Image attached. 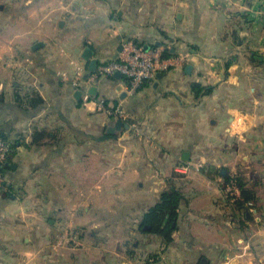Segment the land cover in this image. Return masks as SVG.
<instances>
[{
    "label": "crops",
    "instance_id": "0c3cea01",
    "mask_svg": "<svg viewBox=\"0 0 264 264\" xmlns=\"http://www.w3.org/2000/svg\"><path fill=\"white\" fill-rule=\"evenodd\" d=\"M127 39L186 61L131 93L98 77L92 95L120 119L82 105L71 80L73 62L88 72L84 49L97 68ZM193 82L211 91L197 98ZM1 136L16 142L0 264H264V0H0ZM181 163L192 169L178 176ZM232 174L252 207L225 200ZM169 186L181 200L166 243L140 223Z\"/></svg>",
    "mask_w": 264,
    "mask_h": 264
},
{
    "label": "built area",
    "instance_id": "2783aa9c",
    "mask_svg": "<svg viewBox=\"0 0 264 264\" xmlns=\"http://www.w3.org/2000/svg\"><path fill=\"white\" fill-rule=\"evenodd\" d=\"M170 45L159 46H145L135 43L132 39H127L122 43V49L118 56L110 61L100 64L96 70L89 73L87 78H83L85 74V68L80 63L73 62L74 71L71 80L72 87L81 93L80 101L82 105L94 102L97 109L105 111L113 117L124 119L126 117L124 111L120 108L119 104L107 103L104 98L93 96L89 89L100 76L114 75L119 73L125 77L128 81V92H134L143 82L150 81L155 78L156 74L164 71H168L178 64L186 61V55H164V50L169 49ZM63 78L66 75L63 73ZM133 130L139 132V126H132ZM10 145L7 141H4L0 137V186L4 182V173L1 171L3 164L5 163L6 156L9 152ZM198 167L201 164L197 165ZM189 166L178 165L176 166L177 172H185ZM226 195L240 196V192L237 186L225 184L224 187ZM248 205L252 207V203L248 202ZM67 243L76 242L73 235H66Z\"/></svg>",
    "mask_w": 264,
    "mask_h": 264
},
{
    "label": "trees",
    "instance_id": "16d2710c",
    "mask_svg": "<svg viewBox=\"0 0 264 264\" xmlns=\"http://www.w3.org/2000/svg\"><path fill=\"white\" fill-rule=\"evenodd\" d=\"M164 55H171L170 50L165 49ZM126 82H128L127 79ZM190 87L197 98L202 95L208 94L211 91V87H205L195 82L191 83ZM41 103V97L36 93H32L30 98L27 100V104H29V106L31 107L39 106ZM36 135L37 133L34 135V140L36 138ZM1 139L7 141L10 145L9 152L6 156L7 160L13 152V149L15 148L16 141H10L5 136H1ZM3 167L4 164L1 168L2 172H4ZM224 181L226 183L234 182L240 189V199H235L234 202L236 206L243 208L244 206H247L248 202H253L255 193L251 189L246 187V184L238 177L230 178L227 176L224 178ZM180 200L181 194L174 186H169L166 190H163L160 193L157 202L152 207H150L142 216L140 223L141 230L159 235L166 243H169L172 240V232L176 228Z\"/></svg>",
    "mask_w": 264,
    "mask_h": 264
},
{
    "label": "water",
    "instance_id": "95a60500",
    "mask_svg": "<svg viewBox=\"0 0 264 264\" xmlns=\"http://www.w3.org/2000/svg\"><path fill=\"white\" fill-rule=\"evenodd\" d=\"M42 45H43V43H41V42H36V43L33 45L32 49H33V50H34V49H37V48L41 47ZM147 47H148V46H145V48H147ZM81 56H82V58H84V59H86V60H90L89 67H88V72L85 73L84 76H83V78L85 79V78H87V76H88L89 73H92V72H94V71L96 70V60H95V59H91L92 51H91L90 49H88V48H86V49H84V50L82 51ZM187 67H188V66H187ZM114 76H116V77H120V74H119V73H114ZM89 92H90L91 94H95V93H96V87L92 86V87L89 89ZM80 95H81V93H80L79 91H76V93H75V97H76L77 99H80ZM113 126H114L116 129L120 128V126H121V121H120L119 119H116V120H115V123H114ZM186 155H187L186 153H183V154H182V158H183V159H186V158H187Z\"/></svg>",
    "mask_w": 264,
    "mask_h": 264
},
{
    "label": "rangeland",
    "instance_id": "374dc122",
    "mask_svg": "<svg viewBox=\"0 0 264 264\" xmlns=\"http://www.w3.org/2000/svg\"><path fill=\"white\" fill-rule=\"evenodd\" d=\"M51 3H55L54 1H52ZM79 4V3H78ZM86 4V3H85ZM85 4H83V5H85ZM166 44V43H165ZM179 165H186L187 166V164L186 163H181V164H179ZM198 165V164H197ZM177 166V165H176ZM188 166H189V168L188 169H186L185 170V172H177V174H178V176H183V175H186L187 173H188V171H190V169H192V168H190L191 167V165H189L188 164ZM193 166V165H192ZM196 167H198V166H196ZM196 170H199V169H201V167L199 166L198 168H195ZM228 177H232V178H234V177H238L240 180H244L245 181V178L243 177V176H241V175H235V174H232V175H228ZM219 182H221V184H220V187H221V192H222V194H223V196L225 197V200L226 201H231V202H235V199H240V196L238 197V196H235V195H226L227 193H225V190H224V187H225V184H226V182L224 181V179H222V178H219V180H218ZM243 181V182H244ZM245 184L247 183L246 181L244 182ZM228 184H230V185H235V186H237L238 187V185L236 184V183H234V182H230V183H228ZM238 189H239V187H238ZM239 192H240V189H239ZM245 207V206H244ZM247 207H251L250 205H248L247 204ZM69 235H71L70 233L68 234V236ZM73 235V234H72ZM65 244H67V245H69V244H72V243H65Z\"/></svg>",
    "mask_w": 264,
    "mask_h": 264
}]
</instances>
